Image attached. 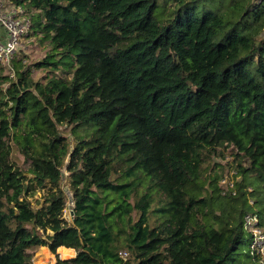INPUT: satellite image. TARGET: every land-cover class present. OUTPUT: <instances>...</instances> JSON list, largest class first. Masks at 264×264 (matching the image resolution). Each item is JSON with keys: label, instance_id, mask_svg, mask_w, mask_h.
<instances>
[{"label": "trees", "instance_id": "obj_1", "mask_svg": "<svg viewBox=\"0 0 264 264\" xmlns=\"http://www.w3.org/2000/svg\"><path fill=\"white\" fill-rule=\"evenodd\" d=\"M17 2L64 57L36 63L46 83L22 67L0 81V264L40 246L77 251L56 264H234L245 216L264 230V0H175L164 20L158 0ZM60 125L93 129L71 149ZM22 129L34 178L12 158ZM225 144L246 161L235 194L202 179L204 152Z\"/></svg>", "mask_w": 264, "mask_h": 264}, {"label": "rangeland", "instance_id": "obj_2", "mask_svg": "<svg viewBox=\"0 0 264 264\" xmlns=\"http://www.w3.org/2000/svg\"><path fill=\"white\" fill-rule=\"evenodd\" d=\"M3 3H0V12H3L5 8H13L18 6V0H0ZM220 2L223 1L226 4L229 0H219ZM241 3H248L249 1H252L253 3H258L261 0H239ZM175 0H158L159 10H160V16L161 19L164 20L169 16L170 12L175 8ZM163 12V17H162ZM26 18L31 26L28 33L25 35L24 39L22 40V45L16 52V56L13 61V68L9 65H3L2 70H0V81H2L3 76H9L10 78H13L16 80V70L17 67L21 70L30 69V76L41 82L46 83L47 80L54 75L55 72L51 70L50 66H42L38 67L36 66V63L39 61H43L47 56H50L55 53L54 57L55 59H60L63 56L62 50H59V52H54L52 49V46L48 40H46L43 36V32L40 29H36L33 26V22H35V26L37 21H34L36 17L42 19L45 21V18H43L41 15H38L40 12L37 10L26 12ZM33 17V18H32ZM6 34L5 28L0 23V37H4ZM257 40L264 42V29L260 32V34L257 36ZM71 58V57H70ZM68 59L65 58V61ZM65 66L63 64H60V69L57 70L56 75L58 76H68L71 77L72 74H66V72H63V68ZM10 86V82L3 81L1 84V88L3 89L2 92L0 91V102L5 96L6 89ZM5 101H8L9 105H11V102L8 98V96H5ZM0 105H3L0 103ZM60 131L63 135H65L70 143H71V149H73V146L77 141L80 140L81 137L86 136L87 133H91L92 129L90 126H84L79 127L77 129V133H74L72 131L71 125H60L59 127ZM24 129L19 130L18 132L14 133L12 132L13 139L11 138L12 142V158L17 163V165L24 171V174L27 177L34 178V173L32 172V165H31V159L26 157L25 153L23 152V145L24 141H19L18 138H22L23 135H25ZM264 136V134H263ZM28 147H32L31 143H27ZM68 160H66L67 162ZM241 163L243 166L246 165V161L244 159H241L239 155H237V150L233 148V146L228 145H220L216 148L215 151H205L204 152V174L202 179L206 183V186L209 187V182L211 179H217V183L219 185H222V180L225 177H229L231 181L233 179L236 181L239 178H241L240 175L237 174L238 165ZM65 179L62 182V186L65 189L67 196H68V202L67 207L64 210V217L69 222H72L71 217V208L74 206L73 202V194L70 191L69 183H68V170L66 167L63 168ZM252 186L249 187V190H252ZM46 188L43 187H37L35 193L31 194L28 198L31 201L32 205L35 208H41L44 203V195H45ZM258 192V191H257ZM251 193V192H250ZM249 193V194H250ZM256 192L253 191L252 194L255 195ZM253 200V198H252ZM254 202V201H253ZM157 206V204H154V207ZM134 217L137 218L138 214L134 212ZM158 215H154L152 217V221L155 219L157 220ZM51 233V231H48ZM31 253V260L32 264H56L59 259H68L67 257L74 256L77 254L76 250L67 248V247H60L59 251L52 252L49 247L47 246H40L36 249H33L30 251ZM238 260L234 264H264V257L258 259L253 257L250 254L249 251V245L244 244L241 245L238 249ZM249 254V255H248ZM75 257V256H74ZM253 261V262H251Z\"/></svg>", "mask_w": 264, "mask_h": 264}, {"label": "built area", "instance_id": "obj_3", "mask_svg": "<svg viewBox=\"0 0 264 264\" xmlns=\"http://www.w3.org/2000/svg\"><path fill=\"white\" fill-rule=\"evenodd\" d=\"M0 3L3 2L0 1ZM26 14L24 7L19 4L17 7L5 8L3 12H0V23L6 31L5 36L0 37V65L2 66L11 65L14 55L22 45V40L30 30L31 24ZM220 186L222 193H236L234 179L231 181L229 177H225ZM250 202L252 203V200ZM244 228L251 234L250 254L258 259L264 257V230L259 226V218L248 213L244 219ZM120 256L127 259L128 252L121 250Z\"/></svg>", "mask_w": 264, "mask_h": 264}, {"label": "water", "instance_id": "obj_4", "mask_svg": "<svg viewBox=\"0 0 264 264\" xmlns=\"http://www.w3.org/2000/svg\"><path fill=\"white\" fill-rule=\"evenodd\" d=\"M71 217H72V221H74V216H75V212H74V208H71Z\"/></svg>", "mask_w": 264, "mask_h": 264}]
</instances>
